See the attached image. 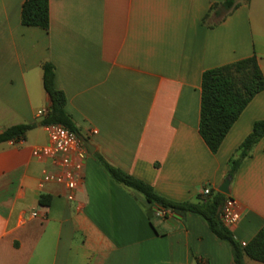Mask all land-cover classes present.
<instances>
[{"label": "crops", "instance_id": "0c3cea01", "mask_svg": "<svg viewBox=\"0 0 264 264\" xmlns=\"http://www.w3.org/2000/svg\"><path fill=\"white\" fill-rule=\"evenodd\" d=\"M25 1L0 0V133L37 126L0 144V264H234L200 216L150 220L143 196L116 183L96 155L175 202L220 192L231 158L264 122V91L214 153L199 131L202 78L252 57L264 75V0H235L237 9L213 11L205 24L227 0H49L48 31L22 25ZM48 63L82 142L73 192L45 182L57 168L33 155L50 144ZM230 192L241 214L230 230L248 244L264 227V138Z\"/></svg>", "mask_w": 264, "mask_h": 264}, {"label": "trees", "instance_id": "16d2710c", "mask_svg": "<svg viewBox=\"0 0 264 264\" xmlns=\"http://www.w3.org/2000/svg\"><path fill=\"white\" fill-rule=\"evenodd\" d=\"M249 1V0H247ZM239 7L235 0H227L215 5L204 18V24L211 12L220 17L219 9L229 13ZM22 25L37 27L48 31L50 28V1L26 0L22 10ZM44 88L51 100V109L42 122L43 126L61 125L79 136V130L73 118L67 113V98L56 87L55 67L45 64L43 67ZM264 91V75L255 57L206 71L202 78V105L200 117V135L208 147L218 152L230 129L250 101ZM36 125H20L0 133V144L23 140ZM264 138V122L255 124L253 132L246 138L238 154L230 160L228 179L233 180L242 163L250 157L254 146ZM97 161L118 184L143 196L150 220L157 213L165 217L171 213L184 218L192 213L206 221L210 231L221 241L226 242L232 251L234 264H246V258L264 264V227L246 245H243L222 221V210L228 195L211 190L207 196H199L196 202H175L159 195L153 187L112 166L102 156Z\"/></svg>", "mask_w": 264, "mask_h": 264}, {"label": "built area", "instance_id": "2783aa9c", "mask_svg": "<svg viewBox=\"0 0 264 264\" xmlns=\"http://www.w3.org/2000/svg\"><path fill=\"white\" fill-rule=\"evenodd\" d=\"M45 112L40 111L39 116H43ZM50 144L46 147L35 149L34 157L40 160H52L57 170L46 172L44 175L45 182H54L67 187L69 191H75L82 182L81 172L83 163L78 159L81 148L80 137L61 125L46 126ZM96 134L97 132H93ZM211 193L210 188H205L202 192L203 196ZM73 200V195L69 196ZM37 217V213H33ZM241 219L237 202L229 197L222 210V221L224 225L231 229L235 227ZM246 245V244H243Z\"/></svg>", "mask_w": 264, "mask_h": 264}, {"label": "water", "instance_id": "95a60500", "mask_svg": "<svg viewBox=\"0 0 264 264\" xmlns=\"http://www.w3.org/2000/svg\"><path fill=\"white\" fill-rule=\"evenodd\" d=\"M82 141L84 142L85 146L88 148V150L93 153L94 152V147L90 144V142H88L85 138H82ZM230 185H231V179H227L225 183L222 184V186L220 187L219 191L222 194L225 195H230Z\"/></svg>", "mask_w": 264, "mask_h": 264}, {"label": "rangeland", "instance_id": "374dc122", "mask_svg": "<svg viewBox=\"0 0 264 264\" xmlns=\"http://www.w3.org/2000/svg\"><path fill=\"white\" fill-rule=\"evenodd\" d=\"M246 1V0H245Z\"/></svg>", "mask_w": 264, "mask_h": 264}]
</instances>
